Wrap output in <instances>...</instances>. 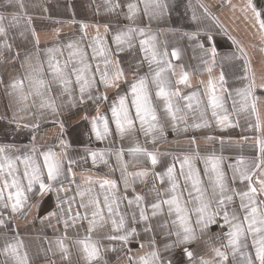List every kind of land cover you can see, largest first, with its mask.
<instances>
[{"label":"snow or ice","instance_id":"snow-or-ice-1","mask_svg":"<svg viewBox=\"0 0 264 264\" xmlns=\"http://www.w3.org/2000/svg\"><path fill=\"white\" fill-rule=\"evenodd\" d=\"M101 6L129 23L115 29L104 23L102 33L95 24L93 36L81 23L79 39L57 42L42 57L36 30L28 27L32 17L24 0L0 4L13 9L0 11V62H18L22 70L7 82L0 77L11 111L0 115V132L29 136L27 144L0 143V228L12 231L11 221L33 208L39 211L43 198L55 193L54 208L33 217L57 233L45 238L47 264H57V257L60 264H109L104 258L108 252L117 253L119 264H264V72L257 78L244 47L231 36L236 51L221 56L211 30L203 36L200 30L184 33L201 50L209 76L196 89L182 92L178 85L191 88L190 73L168 59H179V53L162 52L150 28L137 24L144 17L149 22L164 19L167 0H102ZM226 6L237 8L231 0ZM239 7L264 42V4L245 0ZM200 8L215 19L210 6ZM192 19L198 18L194 14ZM22 21L25 28L19 36L27 39L30 32L36 47L34 52L25 50L23 57L14 51L15 36L10 35ZM137 44L143 57L128 80L118 57ZM218 58L221 71L216 77ZM144 62L149 71L140 75ZM225 64L242 86H228ZM81 110L95 140L109 142L106 149L88 150L87 155L93 165L102 162L110 171L118 170L119 181L83 173L77 181L61 117ZM90 110L94 115L89 116ZM241 118L251 133L242 137L252 142L251 158L239 156L226 164L215 150L202 151L195 136L189 137L190 148L167 164L161 159L165 153L147 147L148 138L156 144L166 127L176 133L224 130L240 127ZM49 122L58 126V142L39 144L42 126ZM138 134L145 137L143 143ZM205 139L215 142L212 136ZM220 144L223 148L222 137ZM112 157L115 166L109 164ZM138 184L147 191L138 192ZM33 196L39 199L30 202ZM213 226L220 228V243L207 252L192 249ZM0 255L6 258L0 264H33L18 231L12 240L5 239Z\"/></svg>","mask_w":264,"mask_h":264},{"label":"crops","instance_id":"crops-1","mask_svg":"<svg viewBox=\"0 0 264 264\" xmlns=\"http://www.w3.org/2000/svg\"><path fill=\"white\" fill-rule=\"evenodd\" d=\"M169 4V12L164 19L149 22L147 17H144L142 21H137V24L141 27L151 30V33L156 36L157 46L163 52L167 51L169 54L173 49L179 53V59L172 58L170 55L168 59H171L175 65H182L186 71L190 73L191 88H186L184 85H178L182 92H189L199 87V81L208 79V72L205 71V65L201 62V50L196 46L194 41H190L184 33H191L200 30L201 36L204 31L211 30L215 41L219 44L218 51L221 56L236 51V46L232 44V40L229 36L235 38V40L244 47L249 58L252 61V66L255 69L257 78L264 72V42L261 41L256 30L253 29L249 22L244 18V14L240 11L241 5L245 3V0H231V3L237 5L235 11L232 8L226 6V0H167ZM257 6L264 4V0H254ZM3 0H0V4ZM26 6V12L32 17V24L28 27L35 28L37 36L39 37V49L40 55L43 57V50L47 47L53 46V44L67 43L69 40L79 39L82 35L81 23L87 24V32L89 36L95 34V24H100L101 33L103 32V24L110 23L115 29L117 27H124L129 22L120 16L119 19L115 14L108 13L102 7V0H24ZM210 6L209 10L215 17L211 19L204 15L203 9L200 5ZM225 5V6H221ZM12 8H0V11H12ZM196 15L197 20H193L192 16ZM217 23L220 27H217ZM25 28L23 21L21 22L20 29H13L10 35L15 36L14 51H19L21 57H23L25 50L29 52L36 51L35 42L30 32L25 33L27 39L19 36V31ZM59 34L57 35V31ZM227 31V35L224 31ZM143 53L137 46L132 50H126L119 54L121 66L125 68L127 72V79L131 80L133 76V69L137 67L142 60ZM221 61L217 59V67L213 70V76L218 77L221 71L219 67ZM240 64V61L236 62ZM19 63L0 62V77L6 82L13 76L20 73ZM148 64L144 62L139 69V74L143 75L148 72ZM179 71V68L177 69ZM224 71L228 80L229 87H240L241 82L233 75V69L227 64L224 65ZM175 80L176 77H173ZM259 94V93H258ZM111 96V93L109 94ZM10 103L9 97L4 94V86L0 85V115L7 112L11 115V111L8 110ZM231 101L228 102L230 107ZM107 105L101 106V111H104ZM75 112V110H73ZM84 115L83 110L78 115L73 114L71 117L67 113L62 119L65 120V139L70 145L67 149L70 158L76 160V164L73 165V171L76 173L77 181L80 180L81 173L84 175L92 176L93 178L108 176L109 178L119 181L120 172L110 171L109 167L102 162H98L93 165L90 155H87L88 150L106 149L109 147V142H99L95 140L94 134L90 131V123L83 120L81 117ZM94 115V112L89 111V116ZM0 127H3L0 124ZM251 136V133L247 131L245 121L240 119V127L228 128L220 130L219 128H204V129H191L188 132H173L169 127L165 128V135L158 138L156 144L150 142L148 138L147 147L150 150L158 149L165 155L161 156L164 163H171L173 155L179 156L183 151L190 148L189 137L195 136L197 143L202 151H213L217 154H222L225 157V163H232L239 156L251 158L254 154L252 142L244 141L243 136ZM212 136L215 138V142L206 140L205 137ZM224 139V146L221 148L220 138ZM139 140L143 143L145 137L142 134H138ZM39 144H55L58 142V126L49 122L42 126V131L37 137ZM0 143H17L27 144L29 143V136L27 133H22L19 136L15 134L5 136L0 132ZM117 141V146H119ZM126 143V141H125ZM109 164L116 165L115 157L109 160ZM178 166V165H177ZM159 170V166H158ZM151 183V180L149 181ZM67 186V185H66ZM73 187H75L73 185ZM123 188L122 184L120 185ZM137 191H147L144 185H137ZM63 195V193H61ZM39 199V197H31L30 202ZM56 202L55 193H51L43 198L41 202L40 210L32 209L26 216L17 218L10 222L8 229L0 228V248L4 246L5 239L12 240L15 237L16 232H19V238H22L26 250L29 253L33 264H47V260L44 254V248L47 246L46 237L51 239L57 233L53 232V229L47 225V222H41L40 219H33V217H42L45 215L46 210L51 211ZM55 224V220L52 221ZM220 228L213 226L211 230L201 237L200 240L194 242L190 247L197 252H207L212 245H218L220 240L218 239ZM107 245V241H103ZM135 248V245H133ZM117 253L108 252L105 254V259L109 261V264H119L116 259ZM6 258L0 255V261H4ZM57 264L60 261L55 258ZM11 264V261H9Z\"/></svg>","mask_w":264,"mask_h":264}]
</instances>
